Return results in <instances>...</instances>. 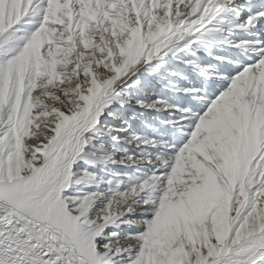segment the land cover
<instances>
[{"label": "snow or ice", "instance_id": "snow-or-ice-1", "mask_svg": "<svg viewBox=\"0 0 264 264\" xmlns=\"http://www.w3.org/2000/svg\"><path fill=\"white\" fill-rule=\"evenodd\" d=\"M0 264H264V0H0Z\"/></svg>", "mask_w": 264, "mask_h": 264}]
</instances>
